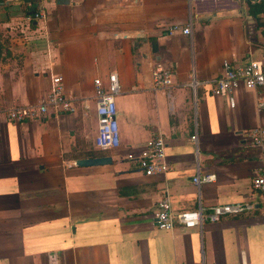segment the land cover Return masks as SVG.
Returning a JSON list of instances; mask_svg holds the SVG:
<instances>
[{
    "label": "crops",
    "instance_id": "1",
    "mask_svg": "<svg viewBox=\"0 0 264 264\" xmlns=\"http://www.w3.org/2000/svg\"><path fill=\"white\" fill-rule=\"evenodd\" d=\"M189 1L0 0V110L35 105L57 75L74 105L37 121L0 116V264H237L241 253L264 264V199L250 186L264 162L245 136L264 126V87L240 83L232 107L210 93L224 59L264 58V10L249 12L264 0ZM171 22L190 23V33L165 35ZM156 62L172 70L168 93L151 86ZM109 73L119 85L118 145L102 150L92 80ZM155 133L168 169L144 175L127 156ZM95 156L110 162L74 164ZM196 172L214 181L196 187ZM164 192L174 211L257 203L200 229L163 230L153 214Z\"/></svg>",
    "mask_w": 264,
    "mask_h": 264
},
{
    "label": "built area",
    "instance_id": "2",
    "mask_svg": "<svg viewBox=\"0 0 264 264\" xmlns=\"http://www.w3.org/2000/svg\"><path fill=\"white\" fill-rule=\"evenodd\" d=\"M219 1V0H198V2ZM257 2L258 0H242ZM193 2V1H189ZM32 17L41 19L44 13L37 10ZM163 33L172 36L176 33L188 35L190 23L181 24L171 22L162 25ZM221 73L212 80L210 89L211 95L224 97L226 103L232 107L233 94L241 83L246 89L264 87V58L253 59L245 62L230 64L224 59L221 64ZM150 83L153 89H163L167 93L172 87V70L169 66L156 62L150 70ZM195 80L191 76L188 86L193 91ZM94 114L96 118V133L93 137L94 145L98 149H110L118 145V129L116 122V105L114 97L119 92V85L115 73H109L105 83L99 77L92 80ZM258 107L264 106V101L257 103ZM74 111L73 100L63 93L60 76H51L49 86L44 95L35 105L13 106L0 110V116L11 122H28L41 120L44 117L59 112L72 113ZM246 139L251 146L257 147L260 151L262 162H264V126L258 125L246 131ZM193 142L196 141V134L189 136ZM130 159H136L139 168L144 175L164 174L168 169L166 155L164 152V139L159 133L150 135L143 148L136 155H128ZM215 175L207 173L199 175L196 172L191 181L196 187L201 183L214 181ZM251 189L257 194V198L264 199V164L255 172L250 179ZM256 200L237 201L233 203H216L202 207L200 204L194 209L172 210L166 192L156 201L153 214L154 224L157 228L168 230L174 224L183 228H201L202 222H215L224 216L239 215L253 211ZM197 264H202L201 262ZM237 264H247L244 255L240 254Z\"/></svg>",
    "mask_w": 264,
    "mask_h": 264
},
{
    "label": "water",
    "instance_id": "3",
    "mask_svg": "<svg viewBox=\"0 0 264 264\" xmlns=\"http://www.w3.org/2000/svg\"><path fill=\"white\" fill-rule=\"evenodd\" d=\"M58 4H68L70 0H55ZM156 41L152 40L149 43L151 52L156 51ZM110 162V158L108 156H95V157H86L79 158L74 161L75 165L78 166H90V165H98V164H106Z\"/></svg>",
    "mask_w": 264,
    "mask_h": 264
},
{
    "label": "trees",
    "instance_id": "4",
    "mask_svg": "<svg viewBox=\"0 0 264 264\" xmlns=\"http://www.w3.org/2000/svg\"><path fill=\"white\" fill-rule=\"evenodd\" d=\"M28 1H34V0H28ZM259 4H260V6L256 5L255 3L250 4V11L249 12L251 15L256 16V14L258 12H260V10L261 11L264 10V3L261 1Z\"/></svg>",
    "mask_w": 264,
    "mask_h": 264
}]
</instances>
